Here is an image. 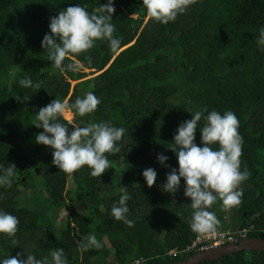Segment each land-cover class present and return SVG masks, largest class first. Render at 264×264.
I'll return each mask as SVG.
<instances>
[{"label": "trees", "instance_id": "1", "mask_svg": "<svg viewBox=\"0 0 264 264\" xmlns=\"http://www.w3.org/2000/svg\"><path fill=\"white\" fill-rule=\"evenodd\" d=\"M104 3L107 0H0V164L14 163L19 178L11 188L0 187V209L20 221L18 246L0 234V257L25 251L50 260L52 251L63 248L68 264H95L97 257L103 259L99 264H108L111 254L117 264L136 258H144L142 264H165L196 253H169L199 234L190 228L193 209L191 198L184 195L183 178L177 193L164 191L161 185L171 168L158 163L157 155L168 156L165 163L178 169L171 148L174 135L184 120L205 107L237 115L243 137L241 171L248 172L239 186L242 203L230 209L231 225L219 198L209 211L220 222L217 228H247L248 236L264 238V47L257 44L264 28V0H196L174 22L162 24L148 17L144 25L137 17L147 11L142 0H115L111 23L114 35L122 38L121 50L113 53L107 42L97 41L87 53L65 60L82 62L81 72L61 74L41 44L50 33V18L76 4L96 12ZM23 77L40 82L41 89L21 87ZM88 91L101 104L83 119L126 130L121 153L106 154L117 171L106 169L101 177L91 176L86 165L72 174L61 171L52 163L51 147L35 140L43 131L34 125L40 107L56 98L71 104ZM25 95L30 100L24 101ZM79 119L74 113L73 120ZM204 123L202 117L198 127ZM148 167L158 173L151 187L142 175ZM37 178L43 183L40 189L31 185ZM122 185L131 195L127 203L133 227L111 216ZM47 207L65 214V227L51 224ZM90 233L104 246L81 251L79 241ZM107 237L110 246L103 242ZM199 264H264V251H240Z\"/></svg>", "mask_w": 264, "mask_h": 264}, {"label": "clouds", "instance_id": "2", "mask_svg": "<svg viewBox=\"0 0 264 264\" xmlns=\"http://www.w3.org/2000/svg\"><path fill=\"white\" fill-rule=\"evenodd\" d=\"M195 2L196 0H142V6L146 8L150 18L167 24L174 22ZM115 11V0H107L96 12L89 13L85 6L76 4L51 17L50 33H46L41 41L43 49L47 51V59L61 74L66 71L79 73L85 67L79 60L65 64V60L71 59L72 54L87 53L97 41L107 42L113 53L120 51L122 38L114 35L116 29L111 23ZM257 44L264 47V28L260 30ZM85 59L88 64L92 63L90 56ZM18 83L23 88L41 89V83L34 82L30 77H23ZM30 98L31 96L25 95L22 99L28 101ZM100 104V98L88 91L83 98L78 96L71 104L68 100L56 98L39 108L34 125L43 131L35 136V140L51 147L52 163L61 171L72 174L86 165L91 176L101 177L112 166L106 154L121 153L120 142L126 131L123 127L106 121L89 122L83 119L94 113ZM70 110H74L75 116L80 118L78 121L71 118ZM205 113L207 114L204 115ZM192 114L191 119L184 120L179 125L174 135V147L171 148L177 157L178 169L165 163L169 157L163 153L157 155V162L171 168L166 175V182L161 185L164 191L177 193L183 178L184 195L191 198L190 207L193 209L190 228L199 235H208L215 233L220 223L209 209L218 198L224 209L239 207L244 195L239 186L248 179V172L241 171L243 137L239 132L237 115L230 110L223 113L209 111L206 107ZM202 117L205 123L199 128L198 122ZM69 125L73 126L71 130ZM198 128L201 133L199 145L196 142ZM217 144L218 148L213 147ZM16 169L14 163H10L8 167L0 164V187H12L14 181L19 179ZM142 175L147 186L156 184L158 173L155 168L144 169ZM128 189L124 185L119 188L121 195L111 207V216L128 227H133L135 221L128 216L130 209L127 202L131 199ZM0 199H3L2 194ZM19 223L17 216L0 209V234L6 235L13 246H18L19 243L16 239ZM103 246L94 233L79 241L80 250L85 252L93 248L99 250ZM50 255V260H40L34 254L23 251L16 256L0 257V264H68L63 248H57Z\"/></svg>", "mask_w": 264, "mask_h": 264}, {"label": "water", "instance_id": "3", "mask_svg": "<svg viewBox=\"0 0 264 264\" xmlns=\"http://www.w3.org/2000/svg\"><path fill=\"white\" fill-rule=\"evenodd\" d=\"M253 250L264 251V238L247 236L241 238L238 242H230L208 250L198 251L182 261L165 264H199L208 260L220 259L226 255H232L236 252Z\"/></svg>", "mask_w": 264, "mask_h": 264}, {"label": "built area", "instance_id": "4", "mask_svg": "<svg viewBox=\"0 0 264 264\" xmlns=\"http://www.w3.org/2000/svg\"><path fill=\"white\" fill-rule=\"evenodd\" d=\"M248 233L249 230L247 228H242L237 231L217 228L215 233L208 235H198L183 249H173L169 253L173 256H177L181 253L187 254L190 252L208 250L210 248L222 246L230 242H237L241 238L247 237ZM142 262H144L143 258H137L129 264H142Z\"/></svg>", "mask_w": 264, "mask_h": 264}, {"label": "rangeland", "instance_id": "5", "mask_svg": "<svg viewBox=\"0 0 264 264\" xmlns=\"http://www.w3.org/2000/svg\"><path fill=\"white\" fill-rule=\"evenodd\" d=\"M137 15H138L137 16L138 18L139 17H142L143 18V20H144L143 21V25H144L145 22L147 21L148 17H149L147 15V11H145V12L140 11V12H138ZM96 75L97 74H93V75H90L88 77H93V76H96ZM70 115H71V118L73 119L74 118V110H70ZM108 170H110V171H117L115 166L111 167L110 169L108 168L107 171H106V173L108 172ZM41 184H43L41 178L34 179L33 182L31 183V185L32 186H35V188H37V189H40ZM68 187H69V190L73 187V184H72L71 179L69 180ZM37 195H38V197L42 196V194L40 192H38ZM27 199H29L28 195L23 197V201H26ZM75 202H76V205L79 208H81L82 211H84L83 206H82L80 200L79 199H75ZM46 206H48V205H46ZM47 209H48V213H49V215H48L49 221L51 222V224H54L55 226L61 227V228L65 227V224H66L65 214L60 213L62 211H58V209H52V208H49V207H47ZM224 212L227 215L226 216V218H227V224L230 226L231 225V219H230L231 213H230V209H225ZM229 226H227V229L231 228ZM104 240L105 241H103V242H105V246L106 245L107 246H110V242L108 240V237L107 238H104ZM181 249H183V248H181ZM178 250H180V249H178ZM181 254H184V253H181ZM109 257H110V259H109V263L108 264H117L114 261V258H113V255L112 254ZM98 259H99L98 257L94 259L95 264H99ZM99 260L102 261L103 259H99Z\"/></svg>", "mask_w": 264, "mask_h": 264}]
</instances>
